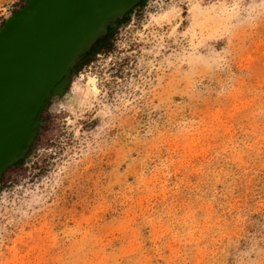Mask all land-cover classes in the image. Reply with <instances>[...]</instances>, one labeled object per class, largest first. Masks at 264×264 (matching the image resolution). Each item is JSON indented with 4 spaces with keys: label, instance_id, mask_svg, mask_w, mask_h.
<instances>
[{
    "label": "rangeland",
    "instance_id": "1",
    "mask_svg": "<svg viewBox=\"0 0 264 264\" xmlns=\"http://www.w3.org/2000/svg\"><path fill=\"white\" fill-rule=\"evenodd\" d=\"M75 69L3 174L0 264H264V0H146Z\"/></svg>",
    "mask_w": 264,
    "mask_h": 264
},
{
    "label": "water",
    "instance_id": "2",
    "mask_svg": "<svg viewBox=\"0 0 264 264\" xmlns=\"http://www.w3.org/2000/svg\"><path fill=\"white\" fill-rule=\"evenodd\" d=\"M142 0H29L0 28V184L26 157L80 57Z\"/></svg>",
    "mask_w": 264,
    "mask_h": 264
},
{
    "label": "trees",
    "instance_id": "3",
    "mask_svg": "<svg viewBox=\"0 0 264 264\" xmlns=\"http://www.w3.org/2000/svg\"><path fill=\"white\" fill-rule=\"evenodd\" d=\"M145 1H146V0H142L139 4L135 5V6L132 7L129 11H127V13L125 14V16H124L122 19H120V20L118 21L117 26H119V25H121L123 22H125V21L128 19V17L130 16L131 12H132L136 7H138L139 5L143 4ZM115 28H116V27H114V28H110L109 31H108V33L105 35V37H104L103 39H101V40H99L97 43H95L90 51H88L86 54H84L82 57H80V59L78 60V62H77V64H76V67H75L76 69H75V71H78V69H79V68L81 67V65L83 64V60H85L87 57H89V56L92 55V54H95V53H97V52L103 51V50H105L106 48H108V46H109V44H110V42H111V33L114 31ZM42 120H43V118L41 117V121H40V124H39V127H38V133H39V130H40V128H41ZM38 133H37V134H38ZM20 162H22V160L15 162L13 165L18 164V163H20Z\"/></svg>",
    "mask_w": 264,
    "mask_h": 264
}]
</instances>
